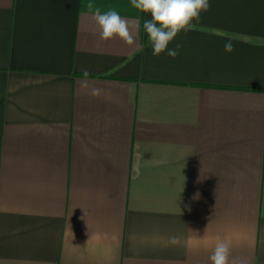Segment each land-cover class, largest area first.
Instances as JSON below:
<instances>
[{
  "label": "crops",
  "instance_id": "crops-1",
  "mask_svg": "<svg viewBox=\"0 0 264 264\" xmlns=\"http://www.w3.org/2000/svg\"><path fill=\"white\" fill-rule=\"evenodd\" d=\"M209 3L172 58L131 0H0V264H264V0Z\"/></svg>",
  "mask_w": 264,
  "mask_h": 264
},
{
  "label": "clouds",
  "instance_id": "clouds-1",
  "mask_svg": "<svg viewBox=\"0 0 264 264\" xmlns=\"http://www.w3.org/2000/svg\"><path fill=\"white\" fill-rule=\"evenodd\" d=\"M131 5L137 11L151 16L150 20L144 22L143 28L153 49V55L159 56L167 51V55L172 58L178 55L181 45L178 44L175 49L170 50L169 44L182 31H191L195 27L193 21L199 23L201 14L208 12L211 8L209 0H131ZM93 7L91 3L88 4L89 10ZM93 20L100 29L99 36L102 41L119 38L128 46L136 43L135 34L139 25L122 18L116 10L102 13L100 8L96 7ZM224 48L227 53L234 51V45L230 40ZM89 76L90 73L87 70L82 72L81 92L93 98H110L111 93L93 86L88 79ZM168 244L179 246L181 238L172 236L168 238ZM232 247L231 239L218 238L209 256L211 264H250L247 256H233Z\"/></svg>",
  "mask_w": 264,
  "mask_h": 264
}]
</instances>
